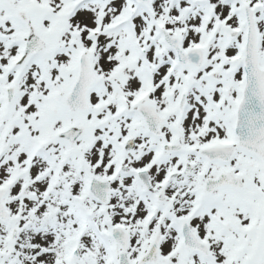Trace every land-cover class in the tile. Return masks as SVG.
<instances>
[{
    "label": "snow or ice",
    "instance_id": "6c2138e0",
    "mask_svg": "<svg viewBox=\"0 0 264 264\" xmlns=\"http://www.w3.org/2000/svg\"><path fill=\"white\" fill-rule=\"evenodd\" d=\"M0 264H264V0H0Z\"/></svg>",
    "mask_w": 264,
    "mask_h": 264
}]
</instances>
